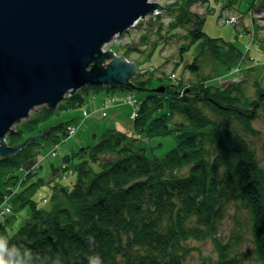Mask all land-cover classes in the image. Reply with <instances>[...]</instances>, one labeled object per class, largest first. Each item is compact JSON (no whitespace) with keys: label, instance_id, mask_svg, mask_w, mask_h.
Wrapping results in <instances>:
<instances>
[{"label":"trees","instance_id":"obj_1","mask_svg":"<svg viewBox=\"0 0 264 264\" xmlns=\"http://www.w3.org/2000/svg\"><path fill=\"white\" fill-rule=\"evenodd\" d=\"M188 6V2L181 6L177 22L170 23L188 30L189 42L181 50L203 39L201 54L228 47L237 55L234 44L206 37L204 18L198 23ZM190 17L196 21L187 28ZM162 80L132 79L133 89L144 93L133 105L135 135L107 128L96 144L80 148L75 182L53 189L49 209H39L29 199L32 185L18 189L31 205V214L14 233L0 222V237L9 247L28 249L30 264H89V257H99L102 264H186L194 248L190 241H210L214 257H203L200 264H240L244 253L237 246L239 235L232 231L223 241L219 233L225 215L235 207L248 212L254 232L253 261L264 264V173L231 124L243 123L251 131L248 126L256 110L250 116L249 104L237 107L239 86L195 85L181 92L175 83H167L165 93H155L150 84L161 85ZM92 87L82 88L60 106L68 102L67 108H76V101L83 98L79 92ZM263 100L264 95L259 101ZM208 108L217 117L204 111ZM38 122L34 119L25 128ZM64 125L54 126L47 137L53 144L69 137ZM173 134L183 135L163 157L148 156L138 144L140 136ZM41 152L39 140H31L0 159V180L5 185L0 204L5 188L22 184L18 174L22 166Z\"/></svg>","mask_w":264,"mask_h":264},{"label":"rangeland","instance_id":"obj_2","mask_svg":"<svg viewBox=\"0 0 264 264\" xmlns=\"http://www.w3.org/2000/svg\"><path fill=\"white\" fill-rule=\"evenodd\" d=\"M151 1L165 8L160 12L155 10L151 16L139 21L135 27L123 33L118 45L113 40L105 46V50H111L115 55L135 63V76L139 79L161 77L163 84H150V88L154 89L164 87L162 92L153 90L155 93H165L167 83H175L176 89L181 92L195 85L216 88L239 86L242 92L239 93L237 107L247 108L249 104L248 114L251 116L254 110L256 112L248 126L251 131L243 123L232 120L231 124L245 139L254 153L258 167L264 173V100L259 101L264 95V0ZM187 2L189 12L198 19V23L204 18L202 28L206 37L234 44L239 50L236 51L238 56L228 47H222L217 52L206 50L208 53L201 54L203 39H197L188 48L181 50L183 44L189 42V38H186L188 30L173 25L177 22L178 9ZM194 18H188L187 28L192 27V22L196 21ZM230 55L235 57L229 59ZM193 63L195 67H190ZM79 93L83 98L76 101V108H67L68 102L63 106L59 104L54 111L46 106L36 107L5 138L6 144L11 147L31 136L43 134L45 128L51 126L65 124L67 128L71 125L77 129L72 137L68 134V138H61L54 144L47 138L54 127L44 137L37 139L42 145V152L20 169L18 174L20 181L24 179L22 184L9 185L2 195L0 222L9 233L16 232L31 214L29 202L24 196L18 195L19 188L22 190L32 185L29 199L37 208L47 210L53 189L59 186L70 187L75 182V165L79 158L76 153L80 148L96 144L107 128L117 129L128 136L135 135L131 126L136 110L133 105L134 101L144 96L143 92L133 88L93 86ZM46 111H51V114L46 115ZM204 111L212 118L217 117V112L211 108ZM34 119L39 120V124L25 128L26 125L31 126ZM33 128V134L27 131ZM67 128L66 132H69ZM180 135L154 138L140 136L138 144L148 156L163 157L175 147ZM54 149L56 152L52 155ZM66 156L72 158L65 161ZM2 184L0 180V189L5 186ZM232 231L239 235L237 246L244 253L240 264H254V232L247 211L232 207L227 212L219 227L223 241L228 240ZM189 245L194 248L186 264H200L203 257H214L210 241L199 243L192 240Z\"/></svg>","mask_w":264,"mask_h":264},{"label":"water","instance_id":"obj_3","mask_svg":"<svg viewBox=\"0 0 264 264\" xmlns=\"http://www.w3.org/2000/svg\"><path fill=\"white\" fill-rule=\"evenodd\" d=\"M163 8L151 0H0V159L54 127L6 144L36 107L54 111L87 86L133 88L136 64L105 46Z\"/></svg>","mask_w":264,"mask_h":264},{"label":"clouds","instance_id":"obj_4","mask_svg":"<svg viewBox=\"0 0 264 264\" xmlns=\"http://www.w3.org/2000/svg\"><path fill=\"white\" fill-rule=\"evenodd\" d=\"M89 237V242H92ZM31 252L16 246L9 247L8 241L0 237V264H30ZM89 264H102L99 257H89Z\"/></svg>","mask_w":264,"mask_h":264},{"label":"built area","instance_id":"obj_5","mask_svg":"<svg viewBox=\"0 0 264 264\" xmlns=\"http://www.w3.org/2000/svg\"><path fill=\"white\" fill-rule=\"evenodd\" d=\"M156 13H157V12H156ZM158 13H159V12H158ZM158 13H157V14H158ZM135 25H136V24H135ZM135 25H134V26H135ZM67 130L69 131V132H67V133L70 135V137H72L73 135H75V133L77 132V129H76L74 126H71V125L68 126ZM51 154H52V155H55V152L52 151Z\"/></svg>","mask_w":264,"mask_h":264},{"label":"bare ground","instance_id":"obj_6","mask_svg":"<svg viewBox=\"0 0 264 264\" xmlns=\"http://www.w3.org/2000/svg\"><path fill=\"white\" fill-rule=\"evenodd\" d=\"M151 16V15H150ZM141 20H144V19H139L135 24H137L139 21H141ZM133 27H135V26H133Z\"/></svg>","mask_w":264,"mask_h":264},{"label":"crops","instance_id":"obj_7","mask_svg":"<svg viewBox=\"0 0 264 264\" xmlns=\"http://www.w3.org/2000/svg\"><path fill=\"white\" fill-rule=\"evenodd\" d=\"M59 187H61V186H59Z\"/></svg>","mask_w":264,"mask_h":264}]
</instances>
